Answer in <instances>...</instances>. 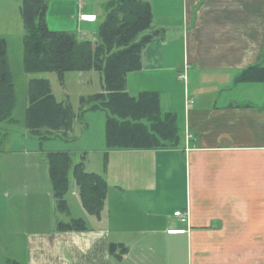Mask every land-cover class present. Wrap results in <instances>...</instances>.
I'll use <instances>...</instances> for the list:
<instances>
[{
	"label": "crops",
	"instance_id": "1",
	"mask_svg": "<svg viewBox=\"0 0 264 264\" xmlns=\"http://www.w3.org/2000/svg\"><path fill=\"white\" fill-rule=\"evenodd\" d=\"M110 1L49 0L47 24L96 42ZM143 1L152 12L143 34L152 38L142 49L141 68L127 74L126 90L133 96L157 91L162 113L175 115L177 140L161 148L108 150L105 131L93 138L97 151L89 162L97 167L88 170L81 162L107 182L99 217L83 207L75 181L77 192L64 196L66 211L50 188L12 192L11 205L29 209L11 224L22 229V262L264 264V79L238 80L249 66L264 67V0ZM9 25L22 52L23 22L15 16ZM0 37L8 50V36ZM241 86L243 97L233 92ZM24 156L30 165V153ZM33 195H42L47 208L30 210ZM15 196H23L24 205ZM74 219L85 229H61ZM111 244L118 246L115 254Z\"/></svg>",
	"mask_w": 264,
	"mask_h": 264
},
{
	"label": "trees",
	"instance_id": "2",
	"mask_svg": "<svg viewBox=\"0 0 264 264\" xmlns=\"http://www.w3.org/2000/svg\"><path fill=\"white\" fill-rule=\"evenodd\" d=\"M48 2L21 0L19 6L24 26L23 70L26 74H35L26 89V133L40 141L55 137L74 138L72 129L83 112L103 109L106 111L108 150L161 148L174 144L178 134L175 115L162 113L158 92L143 91L133 96L126 90L127 74L141 68L142 49L152 38V34H143L152 22L150 4L143 0H111L105 18L99 24L98 39L92 42L79 39L70 31L50 29L46 21ZM7 64V41L0 37V125L16 123L12 116L16 97ZM90 70L100 73L101 91L82 95L78 112L67 99L58 100L49 79L40 76L54 72L64 84L66 72ZM263 79L264 67L257 64L244 69L238 77L241 81ZM45 157L58 208L67 210L64 196L72 173L83 207L99 217L107 192L104 176L87 171L81 161L73 164L68 151H50ZM59 225L62 230L85 229L82 219ZM117 247L110 245L111 254H115ZM10 264L20 263L12 261Z\"/></svg>",
	"mask_w": 264,
	"mask_h": 264
},
{
	"label": "rangeland",
	"instance_id": "3",
	"mask_svg": "<svg viewBox=\"0 0 264 264\" xmlns=\"http://www.w3.org/2000/svg\"><path fill=\"white\" fill-rule=\"evenodd\" d=\"M20 3L21 0H0V24L6 23L9 28L7 33L1 31L0 33H5L9 38L7 59L11 66L16 95V104L12 113L16 123H2L0 125V264H10L12 261L23 264L22 260L24 258V242L21 238L22 229L13 230L11 224L15 219V222L18 223L22 213L29 209L17 208V204L15 206L11 205V193H40L45 192L46 188H50L52 192L47 172V161L43 158L44 154L49 151H68L73 164L82 160L84 163L87 162L86 168L88 170L94 169L97 166L94 164L93 168H90L92 164L89 161H91L90 158L95 156L93 154L97 150H95L96 147L91 140L101 134L104 135L105 131L106 111L96 109L85 110L82 117L75 122L76 133L73 134V137L76 136L75 141L68 142V137H55L43 141L35 137H24L26 89L29 79L35 74L24 72L22 65L23 51H20L21 40H19L15 25L13 27L9 25L15 22V16H19V19L22 20L19 13ZM40 76L49 79L51 89L57 99L70 101L76 112L79 111V98L82 95H91L101 91V77L97 71L66 72L63 77L64 84H61L54 72L42 73ZM233 92L243 97L242 86ZM241 103L247 104V102ZM24 152L30 153V165L27 163L29 157L25 158ZM82 156H86L85 160ZM69 180L71 183L67 191L68 194L77 192L72 173L69 174ZM39 197L37 195L31 196L26 202V206L32 211L47 208V203H44L42 195L41 198ZM15 199L19 202V205L25 201L23 196H15ZM69 203L71 214L73 216L77 215V209L74 207L71 198ZM13 212L15 218H13ZM56 216L57 219H61L63 215L57 214ZM14 231V241L11 243L10 239Z\"/></svg>",
	"mask_w": 264,
	"mask_h": 264
},
{
	"label": "built area",
	"instance_id": "4",
	"mask_svg": "<svg viewBox=\"0 0 264 264\" xmlns=\"http://www.w3.org/2000/svg\"><path fill=\"white\" fill-rule=\"evenodd\" d=\"M83 17H84V15H83ZM182 77H183V76H182ZM175 215H177V216H182V214H181L179 211L175 212Z\"/></svg>",
	"mask_w": 264,
	"mask_h": 264
}]
</instances>
